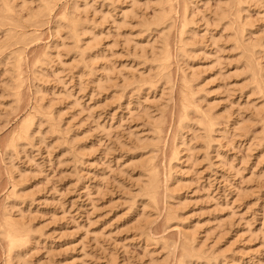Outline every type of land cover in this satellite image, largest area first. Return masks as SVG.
Instances as JSON below:
<instances>
[{
    "label": "rangeland",
    "instance_id": "374dc122",
    "mask_svg": "<svg viewBox=\"0 0 264 264\" xmlns=\"http://www.w3.org/2000/svg\"><path fill=\"white\" fill-rule=\"evenodd\" d=\"M6 1L0 264H264V0ZM3 218L27 232L13 252Z\"/></svg>",
    "mask_w": 264,
    "mask_h": 264
},
{
    "label": "bare ground",
    "instance_id": "6f19581e",
    "mask_svg": "<svg viewBox=\"0 0 264 264\" xmlns=\"http://www.w3.org/2000/svg\"><path fill=\"white\" fill-rule=\"evenodd\" d=\"M159 1H161V0H159ZM158 0H157V2H159ZM165 1V0H164ZM169 0H167V2L165 1L164 3L166 4V3H168L169 4V2H168ZM239 1V0H238ZM1 2H2V4H3V6H4V14L7 16V18L9 17V19H10V15L12 16V14L11 13H13V11H12V9L10 8V5H8V2L6 1V0H1ZM42 8L40 9V11L41 12H48V10H50L51 9V7H52V3H54L55 2V0H42ZM227 2H228V0H226L225 1V3H226V6H228V4H227ZM233 2V1H232ZM56 3V2H55ZM161 3H162V1H161ZM223 3V2H222ZM156 4H158V3H156ZM168 4H166V5H168ZM239 4V3H238ZM159 5H160V3H159ZM158 5V6H159ZM169 5H172V4H169ZM230 5H231V3H230ZM237 5V4H236ZM157 6V5H156ZM222 6H223V4H222ZM221 6V7H222ZM1 7V6H0ZM164 6L162 5H160L159 6V8H158V12H155L156 14L154 15L155 17H154V21H158V22H164L167 18H168V13H169V11H168V13H167V11H165V7L163 8ZM170 7V6H169ZM220 7V6H219ZM217 8L216 9V12H214V14L216 15V16H218V17H222L223 15H224V13L226 14V11H227V9H228V7H227V9H226V7H225V4H224V7L223 8ZM231 7V6H230ZM229 7V9H231ZM235 7H237V6H235ZM170 9V8H169ZM228 9V10H229ZM53 10V9H52ZM171 10V9H170ZM237 10V9H236ZM12 11V12H11ZM51 11V10H50ZM230 11V10H229ZM2 12V11H1ZM37 13H40L39 11H36ZM171 12V11H170ZM228 12V11H227ZM36 13V14H37ZM234 13V12H233ZM1 14V13H0ZM4 14H2L3 16L2 17H6V16H4ZM34 14V13H33ZM33 14H31V15H33ZM49 14V13H48ZM68 14V13H67ZM70 14V13H69ZM124 14V13H123ZM43 15V14H42ZM125 15V14H124ZM229 15V14H228ZM35 16V15H34ZM33 16V17H34ZM38 16V15H37ZM225 16V15H224ZM230 16V15H229ZM32 17V18H33ZM68 17V16H67ZM67 17H66V14L63 16V20H67L68 22H66V23H68V26H69V28H71V29H68L69 31H72V33L75 31L76 32V29L78 28V26H79V22L76 20H74V19H67ZM34 18H36V17H34ZM62 18V17H61ZM153 18V17H152ZM216 18V17H215ZM223 18V17H222ZM226 18V17H225ZM236 19V18H235ZM11 20V19H10ZM17 20V19H16ZM32 20V19H31ZM62 20V19H61ZM62 20V21H63ZM122 20V19H121ZM1 21V20H0ZM9 21V20H8ZM11 21H13V20H11ZM15 21V20H14ZM13 21V22H14ZM123 21V20H122ZM240 21V20H239ZM64 22V21H63ZM64 22V23H65ZM79 24H78V23ZM167 22V21H166ZM1 23L3 24V19H2V21H1ZM16 23V22H15ZM123 23V22H122ZM153 23V22H152ZM156 23V22H155ZM228 23H230V22H228ZM8 24V23H7ZM61 24V23H60ZM186 24V23H185ZM10 25V24H9ZM14 25V24H13ZM12 25V26H13ZM120 25V24H119ZM162 25V24H161ZM228 25H230V24H227V26L226 27H228ZM232 25V24H231ZM230 25V26H231ZM15 26V25H14ZM13 26V27H14ZM17 26V25H16ZM64 26H65V24H64ZM67 26V27H68ZM229 26V27H230ZM3 27V26H2ZM8 27V26H7ZM59 27V26H58ZM228 27V28H229ZM236 27V26H235ZM238 27V26H237ZM56 29H57V27H55ZM62 28V27H61ZM120 28V27H119ZM233 28V27H232ZM231 27H230V29L231 30H234V31H232L233 32V34L235 33V28L234 29H232ZM183 29H185V28H183ZM13 30H14V28H13ZM86 30V29H85ZM230 30V31H231ZM58 31V30H57ZM81 31V30H80ZM13 32V31H12ZM14 32H16V31H14ZM63 32V31H62ZM86 32H88V31H86ZM91 32V31H90ZM185 32V31H184ZM237 32V31H236ZM18 33V32H17ZM59 33V32H58ZM77 33V32H76ZM75 33V34H76ZM74 34V33H73ZM91 34V33H90ZM232 34V35H233ZM238 34V33H237ZM127 35V34H126ZM163 35V34H162ZM182 35H183V30L182 31H180V34H179V38H178V42L180 43V44H182V43H184L183 42V39L182 38H184V37H182ZM242 35V34H241ZM240 35V37H242ZM14 36V35H13ZM17 36V35H16ZM59 36V35H58ZM92 36V35H91ZM98 36V35H97ZM97 36H94L93 35V37H97ZM184 36V35H183ZM234 36V35H233ZM9 37V36H8ZM238 37V36H237ZM76 38V37H75ZM99 38V37H98ZM232 38V37H231ZM234 38V37H233ZM10 39V38H9ZM77 39V38H76ZM97 39V38H96ZM95 39V40H96ZM125 39H126V37H125ZM238 39V38H237ZM236 39V40H237ZM14 40V39H13ZM16 40V39H15ZM61 40V39H60ZM94 41V40H93ZM131 41V40H130ZM234 41V40H233ZM241 41H242V39H241ZM245 41V40H244ZM7 42V41H6ZM20 42V41H19ZM127 42V41H126ZM165 42V45L163 44ZM239 42H240V40H239ZM128 43V42H127ZM162 43V42H161ZM163 43L161 44V46H162V53H161V51H160V54H161V58H160V56H159V54H158V57L160 58V61L158 60L157 62H159V64L160 65H157V67L158 66H160L161 67V69H159V70H161V72H162V70H164L168 65V63H167V60H168V56H170V55H167V57H166V54H167V51L166 50H168V48H165V47H167L166 45V41H164L163 40ZM186 43V42H185ZM184 43V44H185ZM6 45V44H5ZM62 45V44H61ZM152 45V44H151ZM241 45V44H240ZM216 46V45H215ZM246 46V45H245ZM180 47V46H179ZM8 48V47H7ZM161 49V48H160ZM179 49V48H178ZM185 49V48H184ZM238 49V48H237ZM242 49V48H241ZM244 49V48H243ZM6 50H8V49H6ZM181 50V49H180ZM239 50V49H238ZM245 50V49H244ZM182 51H183V49H182ZM247 51V50H246ZM180 52V51H179ZM184 53V52H183ZM245 52H243V54H244ZM1 54V53H0ZM251 54V53H250ZM246 55V54H245ZM12 56V55H11ZM254 56V55H253ZM246 57H247V55H246ZM16 58H18V57H16ZM20 58V57H19ZM157 59V58H156ZM217 59V58H216ZM219 60V59H218ZM248 60H249V58H248ZM246 61V60H245ZM20 61L18 60V59H16V61H15V64H14V69L15 70H17L16 68L17 67H19L18 66V63H19ZM248 61H246V63H247ZM219 63V62H218ZM251 63V62H250ZM250 64H248V66H249ZM251 67V66H250ZM112 68V67H111ZM248 68V67H247ZM157 69V68H156ZM168 69V68H167ZM19 70V69H18ZM158 70V71H159ZM255 70V69H254ZM109 71V70H108ZM260 71V70H259ZM20 72V71H19ZM19 72H15V74H17V73H19ZM108 74V73H107ZM19 74H17V76H18ZM162 75V74H161ZM164 75H166V74H164ZM256 76H257V74H256ZM107 77V76H106ZM167 77V76H166ZM165 77V78H166ZM254 77V76H253ZM259 77H260V75H259ZM19 78V77H18ZM16 79V78H15ZM253 79H256V78H253ZM261 79V78H260ZM159 80V79H158ZM13 81H19L18 79L17 80H14L13 79ZM153 81V80H152ZM187 81H185L184 83L186 84H184V86H186V88L187 89H185V92H190V85H188V83H186ZM254 82V81H253ZM255 82H257L256 83V85L255 86H257L256 88L259 90V88L261 87V85H260V83H258L259 81H255ZM254 82V83H255ZM15 83H13V85H14ZM18 84L19 83H17V84H15V87H16V85H17V87H18ZM262 84V87H261V89L264 87L263 86V83H261ZM99 86V85H98ZM15 87H14V89H15ZM185 88V87H184ZM13 89V90H14ZM17 89V88H16ZM261 89L259 90L260 92H261ZM184 90V89H183ZM186 90H188V91H186ZM264 90V89H263ZM263 90H262V92H263ZM185 92H183L184 94H183V99H184V101L182 100V102H184V105H182V106H184V108H182L183 110L182 111H184V109H185V115H183L184 117L187 115L186 113L188 112V110H189V108H191L190 106H191V99L189 98L190 96H188V94H190V93H192V92H190V93H185ZM17 94V93H16ZM263 94V93H262ZM15 95V94H14ZM16 98V97H15ZM194 100V99H193ZM40 109V108H39ZM194 109V108H193ZM35 110V109H34ZM37 111V110H36ZM40 112V111H39ZM192 112V111H191ZM32 114V113H31ZM31 114H29L28 115V117L26 116L25 117V119H23L22 120V122H20L19 124V126H18V130L17 131H15L16 132V134H15V136L12 138L11 137V139L12 140H9V142H11L10 143V146H9V142H8V148L9 147H14L15 145H16V143L20 140V139H23V140H26V139H24V136H27V134H28V131H29V129H31L30 128V126L32 125V121H33V118H31L30 117V115ZM39 115V114H38ZM190 115V114H189ZM32 117H33V114L31 115ZM183 116H182V118L181 119H183L184 120V118H183ZM38 117V116H37ZM27 118V119H26ZM198 118V117H197ZM188 119V118H187ZM203 119V118H202ZM207 120V119H206ZM210 120V119H209ZM209 122V121H208ZM205 123H206V121H205ZM214 124H215V122H213ZM184 124V123H183ZM204 125V124H203ZM210 125V124H209ZM213 125V124H212ZM205 126V125H204ZM211 126V125H210ZM208 127V126H207ZM209 128V127H208ZM206 129V128H205ZM211 129V128H210ZM209 129V130H210ZM212 130V129H211ZM14 132V133H15ZM29 135V134H28ZM31 135V134H30ZM211 137V136H210ZM151 140V139H150ZM190 141V140H189ZM183 145V144H182ZM188 145V144H187ZM7 148V149H8ZM10 149V148H9ZM189 149V148H188ZM152 150V149H151ZM15 152V151H14ZM189 156V155H188ZM148 159V158H147ZM149 160V159H148ZM152 161V160H151ZM144 166H145V164H144ZM153 165H150V164H147L145 167L146 168H144V169H147L146 170V172L148 171V177H147V175H146V177L148 178V181H147V184H149V186L147 185L146 186V188H145V186H144V188H145V190H144V192L146 191V190H149V192L147 191L146 192V194L148 193H150L149 195H152V196H150L149 198H152L154 195H155V191H156V187H157V185H156V182H155V178H156V173H155V171H154V169H153V167H152ZM142 167V166H141ZM145 171V170H144ZM145 177V176H144ZM145 183V182H144ZM179 183V182H178ZM15 184V183H14ZM160 184V183H159ZM165 186V185H164ZM177 187V186H176ZM149 188V189H148ZM167 188V187H166ZM173 189V188H172ZM167 190V189H166ZM175 191V190H174ZM154 194V195H153ZM143 195H145V194H143ZM147 196V198H148V195H146ZM153 198H155V196L153 197ZM152 198V199H153ZM169 198V197H168ZM154 200V199H153ZM152 201V200H151ZM150 201V202H151ZM144 205V204H143ZM144 207V206H143ZM6 214V213H5ZM142 214V213H141ZM145 215V214H144ZM6 216V217H5ZM9 216V215H8ZM146 216V215H145ZM4 217L5 218H7V215H4ZM10 218V217H9ZM4 219V218H3ZM12 222H11V221ZM3 221V220H2ZM15 222L16 221H14L13 222V220L12 219H4V223H2V226L4 225V228L3 229H1L2 231H4L5 233H6V235H7V237H8V240L9 241H7V242H9V244H10V247H11V249H9L10 247H8V249L11 251L12 249H15L16 247L17 248H19L18 246H20V245H23L21 242H23V241H25V240H23V239H21V237L22 236H24L25 237V235L27 234V232L26 231H24V232H26V233H23V235L21 234L22 233V230L20 229V228H18V227H20V223H18V224H20L19 226H17L18 224H15ZM23 229V228H22ZM1 231V232H2ZM21 231V232H20ZM102 232V231H101ZM19 233H20V235H19ZM3 234V233H2ZM25 234V235H24ZM4 236H5V234H3ZM21 236V237H20ZM27 237V236H26ZM188 237H189V235H188ZM187 237V238H188ZM5 238V237H4ZM185 238V237H184ZM7 239V238H6ZM25 239V238H24ZM26 240H27V238H26ZM26 242V241H25ZM24 243V242H23ZM9 246V245H8ZM21 247V246H20ZM188 247V246H187ZM186 246L185 247H183V248H187ZM189 248H187V249H185V253H186V251H189V252H187V253H192L193 251H190V250H188ZM193 249H195V248H193ZM9 250H8V252H9ZM195 251V250H194ZM7 252V253H8ZM12 252H13V250H12ZM10 253V252H9ZM183 255H181V257H185V258H187L186 257V255L184 254V253H182ZM17 256V255H16ZM6 257V256H5ZM20 257V256H19ZM179 257V256H178ZM180 257V258H181ZM189 257V256H188ZM9 257L7 256V259H8ZM192 258V257H191ZM6 259V260H7ZM10 259V258H9ZM8 259V260H9ZM5 260V261H6ZM25 260V259H24ZM181 260H184V259H180V260H178V262H180ZM9 261H11V260H9ZM7 262V261H6ZM153 262V261H152ZM163 262V261H162ZM183 262V261H182ZM157 264V262H154V263H151V264ZM7 264H9V262L7 263ZM179 264V263H178ZM180 264H181V262H180ZM183 264V263H182Z\"/></svg>",
    "mask_w": 264,
    "mask_h": 264
}]
</instances>
